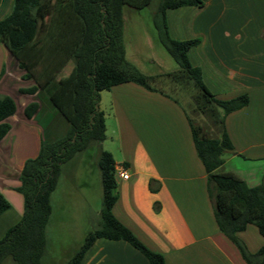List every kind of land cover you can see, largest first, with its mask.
<instances>
[{
	"label": "crops",
	"instance_id": "crops-1",
	"mask_svg": "<svg viewBox=\"0 0 264 264\" xmlns=\"http://www.w3.org/2000/svg\"><path fill=\"white\" fill-rule=\"evenodd\" d=\"M202 1L201 7L166 11L169 35L177 41L199 40L188 57L216 98L248 95V105L224 119L233 150L223 153L219 171L234 173L249 187L264 186V0ZM13 6L14 0H0V21ZM35 87V93L26 92ZM0 95L17 104V112L7 119L11 128L0 141V193L10 204L0 215L1 240L22 219L24 201L17 191L20 174L25 162L39 154L49 125L45 121L60 109L50 105L45 90L26 78L1 42ZM32 102L39 108L28 119L25 109ZM99 109L105 116L104 141H111L106 152L115 162L113 216L149 250L161 254L166 264H247L216 222L208 174L182 106L161 91L129 82L102 91ZM120 169L127 170L128 179L117 173ZM58 186L59 180L51 194L49 222L54 204L58 209L62 201ZM237 237L253 254L264 246L253 224ZM43 259L44 255L41 263ZM81 264H148V260L124 240L101 238Z\"/></svg>",
	"mask_w": 264,
	"mask_h": 264
},
{
	"label": "trees",
	"instance_id": "trees-1",
	"mask_svg": "<svg viewBox=\"0 0 264 264\" xmlns=\"http://www.w3.org/2000/svg\"><path fill=\"white\" fill-rule=\"evenodd\" d=\"M151 1L71 0L70 15L50 32L47 20L53 12L51 0H14L12 12L0 21V42L26 71L27 79L34 78L41 68V80L35 82L43 90L54 87L58 74L74 62L69 79L61 87L55 84L50 96L52 104L68 120V133L62 139L43 141L38 156L25 162L17 188L23 197L24 212L21 221L0 240V264L7 258L15 264H41L52 213L51 194L57 187L62 165L84 151L91 141L106 139L105 116L99 109L100 93L129 82L155 90L151 78L127 60L123 40L124 8L142 10ZM185 6L201 7L203 1L163 0L155 16L160 41L179 67L170 73V78L177 85L191 84L197 92L194 102L198 110L220 127V136H211L188 116L197 154L208 174V192L220 230L237 246L247 264H264V246L253 254L237 237L238 232L253 224L264 238V186L249 187L234 173L219 171L224 163L223 153L233 150L224 119L247 106L249 97L244 94L231 100L216 98L205 85L201 70L188 57V51L199 40L177 41L170 37L166 11ZM45 31L47 36L40 39ZM37 90L35 87L26 92L32 94ZM38 108V103H30L25 116L32 118ZM16 112L15 100L0 95V141L11 128L7 119ZM98 166L104 194L101 228L88 234L68 264H81L88 249L101 238L124 240L142 253L148 264H166L161 254L149 250L112 214L116 201L112 155L103 151ZM9 208V202L0 193V215Z\"/></svg>",
	"mask_w": 264,
	"mask_h": 264
},
{
	"label": "rangeland",
	"instance_id": "rangeland-1",
	"mask_svg": "<svg viewBox=\"0 0 264 264\" xmlns=\"http://www.w3.org/2000/svg\"><path fill=\"white\" fill-rule=\"evenodd\" d=\"M162 1L152 0L150 5L142 10L124 8L123 40L127 59L141 73L151 78L153 89L173 97L186 111L194 125L203 126L209 135L214 136L213 134L220 133V127L214 125L209 115L198 110L194 102L197 94L194 87L186 83L177 85L170 78V73L177 71L179 67L161 43L155 27V16ZM51 3L53 12L47 22L50 28L48 31L54 32L57 25L70 15L71 0H51ZM48 31L43 32L40 39H44ZM73 70L74 62H70L58 74L54 87L55 84L59 87L64 85ZM41 72L39 67L31 80H41ZM51 88L45 90L49 97ZM45 122L49 125L45 128L43 141L62 139L68 133L70 125L61 112L53 118L49 117ZM110 146V139L101 142L91 141L84 151L77 153L62 169L58 186L59 198L62 201L58 209L54 204V217L46 229L47 246L41 264H68L73 255L80 250L88 234L101 228L104 194L98 161L101 153ZM2 264L15 262L7 258Z\"/></svg>",
	"mask_w": 264,
	"mask_h": 264
},
{
	"label": "built area",
	"instance_id": "built-area-1",
	"mask_svg": "<svg viewBox=\"0 0 264 264\" xmlns=\"http://www.w3.org/2000/svg\"><path fill=\"white\" fill-rule=\"evenodd\" d=\"M117 173L124 179L129 178V174H128L127 170H125V169H120V170H118Z\"/></svg>",
	"mask_w": 264,
	"mask_h": 264
}]
</instances>
